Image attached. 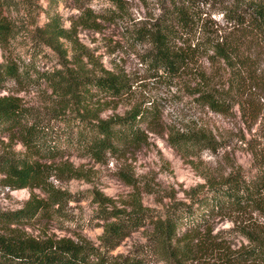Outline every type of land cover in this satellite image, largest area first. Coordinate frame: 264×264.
<instances>
[{"label": "trees", "instance_id": "16d2710c", "mask_svg": "<svg viewBox=\"0 0 264 264\" xmlns=\"http://www.w3.org/2000/svg\"><path fill=\"white\" fill-rule=\"evenodd\" d=\"M110 1L122 7L123 0ZM206 1L161 0L162 11L149 25L140 27L138 34L151 45L152 65L170 80L204 55L224 64L228 87L219 89L208 83L199 99L219 111L237 104L250 126L259 122L261 139L248 141L253 154L250 167L237 165L218 173L202 171L205 188L191 192L190 202L169 204L164 213L143 205L138 196L133 198L131 208L101 207L99 214L106 222L99 243L66 234L39 236L17 227L48 214L56 203L62 204L69 196L49 180L53 164L44 159L56 158L62 152L56 125L42 122L36 109L24 104L20 95L2 93L9 80L23 83L33 79L35 73V79L43 78L57 94L53 117L76 120L79 146L97 161L107 158V153L143 145L147 134L142 124L158 118L156 107L142 104H135L123 114L102 116V106L109 99L130 91L129 79L107 69L96 73L81 55L71 65L64 40H78L77 22L66 27L53 18L40 26L36 35L57 53L61 66L41 71L36 65L21 67L16 60H0V137L3 133L15 135L26 147L25 153L0 152V173L11 188L33 190L23 206L0 209V225L5 226L0 228V264H145L152 254L173 264H193L209 255L214 264H264V108L257 106L255 100V95L260 96L257 90H264V41H256L264 36V0H230L225 17L233 27L217 37L207 33L202 17L201 4ZM92 12L81 13L80 22L96 26L98 21ZM195 32L201 34L196 41L188 36ZM13 33V25L0 17V44H6ZM68 108L73 117L65 112ZM169 139L186 154H194L203 146L215 149L220 144L202 129L171 132ZM56 169L58 178L82 174L73 164L59 163ZM38 187L48 193L47 197L34 191ZM227 212L247 214L240 221L232 218L236 223L231 229L245 237L240 245L231 244V235L212 232L211 219ZM146 224L153 227L145 249L114 253L128 235Z\"/></svg>", "mask_w": 264, "mask_h": 264}, {"label": "rangeland", "instance_id": "374dc122", "mask_svg": "<svg viewBox=\"0 0 264 264\" xmlns=\"http://www.w3.org/2000/svg\"><path fill=\"white\" fill-rule=\"evenodd\" d=\"M229 3L230 0H207L201 4L202 17L211 37L233 27L225 17V7ZM85 10L93 11L98 21L96 26L80 22V15H84ZM161 11V0H123L122 7L110 0H0V17L14 27L10 40L0 44V60L13 59L21 67L36 65L41 71L61 66L57 53L36 35L37 29L53 18L66 27L76 21L78 40H64L69 63L73 65L75 58L81 55L87 67L95 69L94 72L112 70L124 74L131 84L127 94L111 98L102 106L101 115L123 114L135 104L154 106L158 112L157 120L142 124L147 134L143 145L116 154L107 153V158L97 161L79 146L76 120H55L53 117L57 94L43 78L35 79V73L33 79L23 83L9 80L2 93L20 95L24 104L36 109L42 122L50 121L56 125L62 152L56 158L44 159L53 164L49 180L67 191L69 196L62 204L56 203L48 214L17 225L20 229L39 236L66 234L99 243L106 222L99 214L101 207L106 206L109 210L131 208L133 198L138 196L143 205L164 213L169 204L179 200L190 202L191 192L205 188L206 178L202 171L218 173L220 169L227 172L237 165L244 169L250 167L253 154L248 141L261 139L259 122L250 126L237 104L229 110L219 111L199 99L201 90L208 83L219 89L228 87V71L226 74L224 64L204 55L180 76L170 80L150 62L151 45L139 37V28L149 25ZM200 35L199 32L188 34L194 41ZM256 41H264V36L260 35ZM262 56L264 67V54ZM195 89L199 90L195 92ZM257 94L261 96L254 97L257 106L264 108V90H257ZM249 96H253L252 93ZM65 112L73 117L71 109ZM200 129L219 141V146L215 149L203 146L194 154H186L169 139L171 132ZM7 150L25 153L26 147L15 135L3 133L0 152ZM59 163L80 168L81 176L56 177ZM34 191L47 197L48 193L40 187ZM32 192L29 187L11 188L0 173V209L23 206ZM230 213L217 214L211 219L210 226L213 233L231 235V244L237 246L245 237L231 229L236 223L232 218L240 221L247 214ZM152 227L153 224H146L133 231L114 253L145 249ZM0 228L3 230L5 226L0 225ZM213 261L209 255L193 264H214ZM145 264L173 263L152 254Z\"/></svg>", "mask_w": 264, "mask_h": 264}]
</instances>
